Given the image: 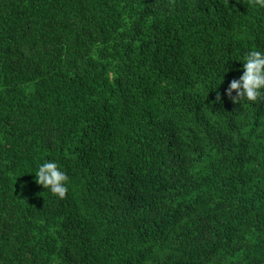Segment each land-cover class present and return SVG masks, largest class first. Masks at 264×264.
<instances>
[{"label": "trees", "instance_id": "trees-1", "mask_svg": "<svg viewBox=\"0 0 264 264\" xmlns=\"http://www.w3.org/2000/svg\"><path fill=\"white\" fill-rule=\"evenodd\" d=\"M251 51L255 0H0V264H264Z\"/></svg>", "mask_w": 264, "mask_h": 264}, {"label": "clouds", "instance_id": "clouds-1", "mask_svg": "<svg viewBox=\"0 0 264 264\" xmlns=\"http://www.w3.org/2000/svg\"><path fill=\"white\" fill-rule=\"evenodd\" d=\"M255 2L260 8H264V0H255ZM242 63L243 75L230 83L226 95L232 98L234 103L241 99L248 102L264 99V52L251 51ZM233 92L236 93V97H232ZM217 102H221L219 95H217ZM35 176L37 184L61 199L69 191V177L54 161L42 163Z\"/></svg>", "mask_w": 264, "mask_h": 264}]
</instances>
